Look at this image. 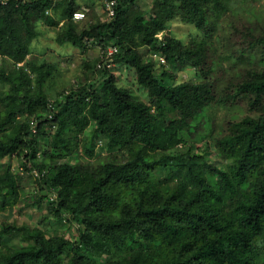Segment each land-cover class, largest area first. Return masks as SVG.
<instances>
[{
    "label": "trees",
    "instance_id": "obj_1",
    "mask_svg": "<svg viewBox=\"0 0 264 264\" xmlns=\"http://www.w3.org/2000/svg\"><path fill=\"white\" fill-rule=\"evenodd\" d=\"M151 1L147 10L139 0H116L115 15L103 21L73 20L82 9L77 0L0 5V211L14 206L24 187L3 160L22 155L39 187L55 192L50 211L82 227L72 243L2 223L0 264H264V21L228 18L235 0ZM47 18L59 43L115 46V66L132 69L147 98L118 86L114 68H98L96 56L85 57L83 81L50 100L56 67L30 57L37 25ZM175 20L199 34L187 42L158 37ZM220 28L240 58L223 67L214 45ZM149 51L175 72L193 69L195 78L167 82L175 73H157ZM211 105L230 110L209 127L221 166L180 147ZM92 125L108 147L96 161L82 158L92 149L79 148ZM18 232L26 243L6 246L3 238Z\"/></svg>",
    "mask_w": 264,
    "mask_h": 264
},
{
    "label": "rangeland",
    "instance_id": "obj_2",
    "mask_svg": "<svg viewBox=\"0 0 264 264\" xmlns=\"http://www.w3.org/2000/svg\"><path fill=\"white\" fill-rule=\"evenodd\" d=\"M77 1L82 7L81 10L86 12L85 15L89 19L105 20L102 6L104 0H93L92 8L85 4L92 0ZM139 2L143 9L150 10L152 8L151 0H139ZM230 8L227 14L228 18L241 17L249 20L264 21V0H235ZM225 20L227 21V19ZM50 21L51 19L47 18L45 21L38 23L39 35L30 45V57H37L56 67L53 71V77L48 82L47 89L50 100H54L59 93L70 90L73 85L76 86L80 81L84 80L82 65L85 57L93 58L98 56L100 46L87 44L86 47H78L68 42L59 43L55 40L58 28L51 26ZM222 24L225 25L223 20ZM167 25V29L159 33L160 38L167 33L174 35L183 42H187L192 36L199 34V30L197 31L193 25L183 23L180 20L172 21ZM215 33L214 45L218 46V57L222 67L238 62L240 59L238 58V54L231 50L232 48L225 42L226 33L225 31L223 32V28H220ZM142 49L145 50V47ZM149 53L152 54L154 51H149ZM154 61V69L157 73L164 69L171 70L175 73V78L172 80L168 79L167 82H179L195 78V74L191 68L175 72L176 70L172 69L171 64L166 62L165 65H161L156 59ZM239 63L242 64L243 62L240 61ZM113 68L117 76L118 86L129 89L134 97L142 100L147 98L146 90L140 87L135 81L134 71L132 69H128L123 64L116 65ZM96 76L93 74L89 81L95 80ZM61 97H58V101L62 99ZM229 114L230 110L221 105H211L206 108L201 117L198 118V121L202 122L201 127L195 135L187 137L188 145H181V150L185 151L188 146H191L193 152L202 153L209 161L215 163L217 166H221L220 158L209 142V127L211 122L220 123ZM18 119H24V116H19ZM82 147L93 150L91 158L86 156L82 157L84 160L89 159L90 161H96L98 157L106 155L108 151L106 138L99 136L93 128V125L88 127L82 135L79 148L81 149ZM21 157L22 155L18 156L13 154L3 160V164L9 165L14 174L21 175L24 178V187L20 190L19 199L16 204L0 211V225L2 223H13L17 227H38L48 230L50 234L67 237L72 243L75 242L78 235L77 228H82L81 225L77 222L70 223L63 218V214L59 217L50 211V203L55 198V192L46 191L39 187L36 181L39 178L37 173L34 170L31 173L25 170ZM41 158V154H39L38 161ZM3 241L6 246L12 248L26 243V240L19 232L5 236ZM97 264H105V258L99 259Z\"/></svg>",
    "mask_w": 264,
    "mask_h": 264
},
{
    "label": "built area",
    "instance_id": "obj_3",
    "mask_svg": "<svg viewBox=\"0 0 264 264\" xmlns=\"http://www.w3.org/2000/svg\"><path fill=\"white\" fill-rule=\"evenodd\" d=\"M6 2L7 0H0V5H4L6 4ZM102 6H103L104 14L107 18H112L115 15L116 0H104ZM84 17H85V12L82 10H76L72 14V18L75 21L81 20ZM158 37H160L159 34ZM116 52H117V48L115 46H108L105 49L100 48L98 52V57L100 58L101 61L97 63V67L98 68L104 67L112 70V68L115 66L112 55ZM151 56L154 59H156L161 65L166 63L164 57L161 54L152 53ZM33 132H35V129H33ZM36 173L38 175V172Z\"/></svg>",
    "mask_w": 264,
    "mask_h": 264
}]
</instances>
